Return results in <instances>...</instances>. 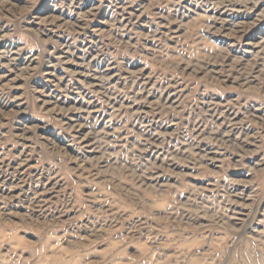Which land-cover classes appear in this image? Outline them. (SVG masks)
Returning <instances> with one entry per match:
<instances>
[{
  "label": "rangeland",
  "instance_id": "rangeland-1",
  "mask_svg": "<svg viewBox=\"0 0 264 264\" xmlns=\"http://www.w3.org/2000/svg\"><path fill=\"white\" fill-rule=\"evenodd\" d=\"M0 264H264V0H0Z\"/></svg>",
  "mask_w": 264,
  "mask_h": 264
}]
</instances>
